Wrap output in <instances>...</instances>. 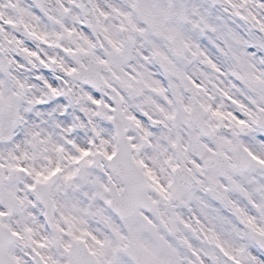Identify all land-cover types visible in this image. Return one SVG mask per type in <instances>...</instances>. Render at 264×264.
<instances>
[{"label": "snow or ice", "instance_id": "snow-or-ice-1", "mask_svg": "<svg viewBox=\"0 0 264 264\" xmlns=\"http://www.w3.org/2000/svg\"><path fill=\"white\" fill-rule=\"evenodd\" d=\"M0 264H264V0H0Z\"/></svg>", "mask_w": 264, "mask_h": 264}]
</instances>
